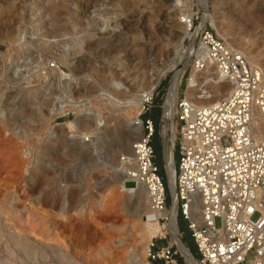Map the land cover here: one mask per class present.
<instances>
[{"label": "rangeland", "instance_id": "rangeland-1", "mask_svg": "<svg viewBox=\"0 0 264 264\" xmlns=\"http://www.w3.org/2000/svg\"><path fill=\"white\" fill-rule=\"evenodd\" d=\"M186 1L0 0V264H148L143 240L151 238L139 211L147 201L142 190L130 194L118 182L119 163L144 131L133 128L140 114L134 119L136 113L127 115L122 104L174 55L178 25L186 20L178 7ZM199 1L190 0L193 30L203 24ZM206 7L208 29L218 36L213 17L219 30L259 57L264 70V0H208ZM105 17L108 27L101 32ZM193 33L183 41L177 69L190 59L185 54L192 50ZM67 43L75 55L70 64L60 59ZM25 57L33 67H20ZM17 62L22 70L14 75ZM55 68L76 78L74 96L89 97L86 107L50 117L54 94L44 91L57 85ZM192 68L189 63L185 69L181 97ZM174 74L161 78L152 112L142 114L157 125L155 160L170 193L161 131ZM124 185L136 186L128 180ZM179 219L183 240L196 249L187 222ZM216 223L221 225L219 218Z\"/></svg>", "mask_w": 264, "mask_h": 264}, {"label": "built area", "instance_id": "built-area-1", "mask_svg": "<svg viewBox=\"0 0 264 264\" xmlns=\"http://www.w3.org/2000/svg\"><path fill=\"white\" fill-rule=\"evenodd\" d=\"M193 26L192 21L190 31L195 32L198 27L193 30ZM198 34L218 70L235 89L227 98L202 108L185 101L179 92L171 120L176 123V137L171 143L178 147L175 194L168 193L155 160L154 120L142 118L151 111L153 95L144 101L140 115L144 133L123 159L133 178L128 181L135 185L141 182L147 191L149 208L155 215L151 222L162 227L151 240L147 262L190 264L173 237L171 215L164 214L176 201L177 233L183 240L180 215L187 222L199 264H264V137L253 132V108L259 107L264 114L261 75L241 52L206 25ZM167 99L168 93L165 123ZM169 136L161 131L163 141ZM166 142H162L165 147ZM198 205L200 211L194 217Z\"/></svg>", "mask_w": 264, "mask_h": 264}, {"label": "bare ground", "instance_id": "bare-ground-1", "mask_svg": "<svg viewBox=\"0 0 264 264\" xmlns=\"http://www.w3.org/2000/svg\"><path fill=\"white\" fill-rule=\"evenodd\" d=\"M207 3H208V0L199 1L198 7L203 15L202 16L203 24L200 27H198L196 31L193 33V37L191 39L192 40L191 42L192 50L185 54V59L188 54H190V59L186 61L181 68L177 69V65L179 62L178 60H180L179 58L184 50L183 41L188 35V33L192 32L190 31V27L192 25L193 10H192V4L190 0L189 1L187 0L186 2L181 3V5L178 7L181 14H183V18L186 20H185V23H179L178 25L181 31V36L179 37V44L176 46V50L173 53L174 55L170 59H168L167 63L163 67L158 68L154 72V75L152 76L154 79L150 83H148L147 85H143L142 87H139V89H137V91L134 94L128 95V97L124 99V102L122 104V108H124L127 111V115H130L131 112L136 113L135 118H134L136 119L138 115L139 114L141 115L142 113L144 101L153 95V92L158 86L161 78H163L168 72L175 70V74L169 86L167 106H166V111H165L166 118L169 120V122L163 123V126H162L163 135H167V134L170 135L169 136L170 139H166L167 142H166L165 153H166V158H167L168 172L170 174V185H171L173 194H175V189L173 186L174 179L172 180V175H174L176 170H175V160H174V154H173V148H172L173 146H172L171 141H174L176 137V123H172L171 120L173 119L175 111H176V103L179 98V88L183 81V76L185 74V69L187 65L189 63H192L193 68H192V72L190 76L187 78L186 95L183 98L185 101L194 105L195 107L202 108V107H206L214 103H217L227 98L228 96H230L235 89V86L233 85V83L229 81L226 76L222 75L221 72L218 70V67L215 61L212 59L210 55V51L202 43L200 39V35L198 34L199 29L200 28L202 29L203 26H205L206 20L210 17V16L208 17V14H207V7H206ZM108 20L109 18L105 17L102 20V22H99V26H98V23H96V25L98 26L97 29L101 32L107 29ZM97 21L98 19H96V22ZM211 21L216 28L218 36L223 38L228 46L241 52L246 57L247 61L253 66V69H256L257 71L260 72L262 85L264 86V70L262 69V66L260 65L259 57L255 54H252L247 48L244 47V45L241 42L230 39L226 32L219 30L216 27L215 20L213 17H211ZM60 59L64 60L65 62L69 64L72 63V61L75 59V55L72 52L71 43H67V45L62 49V53L60 54ZM22 62L24 63H22V65L20 66L21 68H30L34 66L32 64L33 63L32 60H30L29 57H25L24 61ZM18 65H19V62L16 63L15 68L13 69L14 75L18 74L19 71L22 70L21 68L18 67ZM201 65L202 67H200ZM51 75L56 78L57 85H55V82H53V84L51 86L50 85L47 86V88L44 91L45 95L52 92V90L54 94V96L49 98L50 104L47 108L50 117H55L59 114H65L66 112L73 111L76 108L83 109V107L87 105L89 97L84 98V97L74 96L75 87L73 86V82H72V80L76 79V78H73L74 76L73 77L71 75L66 76L64 71L58 70L57 68L52 70ZM117 87L119 88V84L117 85ZM114 103H116V101L113 102V105ZM253 113H254V122H253L254 135L259 136V137H264L263 111L259 107L255 106L253 108ZM99 114H100L99 112H96L94 110L95 119L97 121H98ZM140 115H139V118H140ZM132 120L128 122L129 125L134 124ZM68 126L71 129H73L76 126V122L70 121L68 123ZM133 128L135 130H138L139 132L143 129L141 118H140V123L137 122L136 126H134ZM131 147H129V152L130 150L132 152ZM131 152L123 156V158H126L127 156H129ZM123 158H122V161L119 163L120 170H122L123 172L121 173L122 177L121 179H119L118 182L130 194L136 192L137 190L143 191L144 193L143 197L145 199V202L147 201V205H145L144 207V205L142 206L140 204L139 206V211L141 213L143 212V215L141 216L140 221H141V226L143 229H145L147 236L151 238L152 240V238L157 234V232H159L162 229V227L157 222L155 223L151 222V220L155 218V215L150 211L147 191L145 187L143 186V184L141 182H138V185L134 187H130V188H127L124 185L125 181L133 179V178L128 175V167L125 165V160ZM199 211H200V207L198 205L194 208V211H193L194 217L198 216ZM164 214L171 215L170 225L172 228L173 237L176 239L179 249L187 257L190 264H199L198 261L195 259L193 253L190 251V249L186 248L181 243L180 236L177 233L178 227H177L176 201L173 207L171 209L166 210ZM143 242L144 244H146L145 254L147 255L148 248L151 242L149 243L147 238L144 239ZM59 262L60 264H65L64 261H59ZM255 263L258 264L259 262L256 261Z\"/></svg>", "mask_w": 264, "mask_h": 264}, {"label": "trees", "instance_id": "trees-1", "mask_svg": "<svg viewBox=\"0 0 264 264\" xmlns=\"http://www.w3.org/2000/svg\"><path fill=\"white\" fill-rule=\"evenodd\" d=\"M152 107H154V106H152ZM152 108H151V112H152ZM154 113H158V119H159V121H160V117H161V110H160V108H157L156 110H155V112ZM159 121H158V127H159ZM154 123H155V121H154ZM156 130H157V125H156V123H155V133H156ZM177 157V156H176ZM160 174L162 175V177H163V179H164V181H165V183H166V185H167V188H168V193H169V187H168V182H167V177H166V174H162L161 173V170H160ZM184 220V219H183ZM179 221H180V219H179ZM179 227H180V222H179ZM190 232V231H189ZM190 237H191V233H190ZM192 238V237H191ZM187 245H188V247L191 249V251H192V253L193 254H195L196 256H197V250L196 249H193L192 247H190V245L187 243ZM195 246V245H194ZM196 248V247H195ZM198 257V256H197Z\"/></svg>", "mask_w": 264, "mask_h": 264}, {"label": "water", "instance_id": "water-1", "mask_svg": "<svg viewBox=\"0 0 264 264\" xmlns=\"http://www.w3.org/2000/svg\"><path fill=\"white\" fill-rule=\"evenodd\" d=\"M173 186H174V189H175V191H176V172H175V175H174V183H173ZM170 190L172 191V188H171V185H170ZM182 242L188 247V245H187V243L184 241V240H182ZM189 248V247H188ZM190 249V248H189ZM190 251H191V249H190ZM192 252V251H191Z\"/></svg>", "mask_w": 264, "mask_h": 264}]
</instances>
